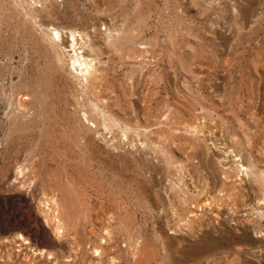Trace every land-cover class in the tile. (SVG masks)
<instances>
[{"label":"rangeland","instance_id":"rangeland-1","mask_svg":"<svg viewBox=\"0 0 264 264\" xmlns=\"http://www.w3.org/2000/svg\"><path fill=\"white\" fill-rule=\"evenodd\" d=\"M0 264H264V0H0Z\"/></svg>","mask_w":264,"mask_h":264},{"label":"bare ground","instance_id":"bare-ground-1","mask_svg":"<svg viewBox=\"0 0 264 264\" xmlns=\"http://www.w3.org/2000/svg\"><path fill=\"white\" fill-rule=\"evenodd\" d=\"M64 32L55 28L53 31V40H63L64 39ZM67 35V42H68V48L74 52V54L71 56V60H73V67L82 73V76L88 80V77L92 75L93 73V58L88 54H85V45L86 42L82 45V51H78L81 48H77L79 46V37L81 36V40L85 41V38L82 34L77 35V32L69 31V33H66ZM22 100V99H21ZM240 168H242V173L249 175L251 173V168L247 166L245 163L240 165ZM27 174V169L21 164L15 167V179H19L21 176H24ZM39 209L44 213L45 215V222L46 224H49V226H52L53 232L55 234V237L60 239L64 233H65V223L63 222L60 213L58 212V203L55 201V198H46L44 199L41 204L39 205ZM19 239L25 240L23 235L20 234ZM27 239H26V241ZM100 250H96L95 254H99ZM41 254H44V251H41Z\"/></svg>","mask_w":264,"mask_h":264}]
</instances>
